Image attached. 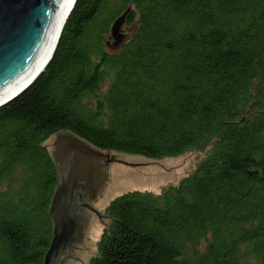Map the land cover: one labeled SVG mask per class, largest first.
<instances>
[{"label":"trees","instance_id":"trees-1","mask_svg":"<svg viewBox=\"0 0 264 264\" xmlns=\"http://www.w3.org/2000/svg\"><path fill=\"white\" fill-rule=\"evenodd\" d=\"M62 130L109 153L203 155L176 185L113 199L89 264H264V0H76L0 107V264H43L56 170L40 145Z\"/></svg>","mask_w":264,"mask_h":264},{"label":"water","instance_id":"water-1","mask_svg":"<svg viewBox=\"0 0 264 264\" xmlns=\"http://www.w3.org/2000/svg\"><path fill=\"white\" fill-rule=\"evenodd\" d=\"M76 0H0V107L25 91L50 61L62 27ZM40 148L56 170V188L48 216L52 239L43 264H89L99 258L109 217L93 203L104 191L113 163L131 166L66 130L48 137Z\"/></svg>","mask_w":264,"mask_h":264},{"label":"rangeland","instance_id":"rangeland-1","mask_svg":"<svg viewBox=\"0 0 264 264\" xmlns=\"http://www.w3.org/2000/svg\"><path fill=\"white\" fill-rule=\"evenodd\" d=\"M116 48L117 45H114L110 50ZM111 154L131 166L118 163L109 166L108 181L104 191L92 205L103 217L109 203L124 193L147 191L157 194L165 187L178 184L194 170L203 156L198 153H187L177 157L150 160L140 156Z\"/></svg>","mask_w":264,"mask_h":264},{"label":"flooded vegetation","instance_id":"flooded-vegetation-1","mask_svg":"<svg viewBox=\"0 0 264 264\" xmlns=\"http://www.w3.org/2000/svg\"><path fill=\"white\" fill-rule=\"evenodd\" d=\"M94 209V208H93ZM95 210V209H94ZM96 211V210H95ZM95 213H97L99 216H101L97 211L95 212Z\"/></svg>","mask_w":264,"mask_h":264}]
</instances>
